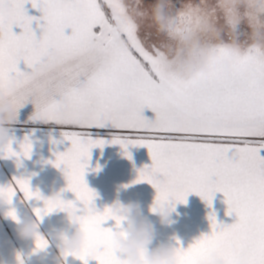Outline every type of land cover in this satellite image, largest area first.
Returning <instances> with one entry per match:
<instances>
[{
	"label": "snow or ice",
	"instance_id": "1",
	"mask_svg": "<svg viewBox=\"0 0 264 264\" xmlns=\"http://www.w3.org/2000/svg\"><path fill=\"white\" fill-rule=\"evenodd\" d=\"M105 3L111 15L98 0H0V97H7L14 123L18 110L30 103V122L62 127L71 147L54 152L55 159L46 163L63 171L67 183L61 192L75 197H44L19 176L0 186V200L11 205L20 194L43 201L33 209L37 219L56 211L74 215L85 243L70 255L81 264L90 259L122 264L111 246L113 234H122V218L109 207L95 208L96 193L84 176L92 148L119 144L131 159L129 146H143L152 163L139 169L132 183L153 186L151 211L161 204L174 210L189 194L211 207L214 194L221 192L227 214L237 217L223 225L210 213V234L187 248L175 247L177 264H212L213 257L223 264H264V49L221 46L206 73L174 77L159 66L154 35L120 26L121 3ZM26 4L42 15H27ZM34 20L39 36L31 27ZM14 27L22 31L17 34ZM93 42L98 46L90 48ZM21 62L25 70L18 66ZM144 109L154 118L144 116ZM102 130L108 131V140L97 135ZM12 144L10 137L0 157L15 158L19 166L21 158H30L32 142L25 135L19 151ZM6 215L17 219L14 208ZM109 220L117 231L102 227ZM47 247L48 241L37 234L33 251ZM17 261L24 264L19 254Z\"/></svg>",
	"mask_w": 264,
	"mask_h": 264
},
{
	"label": "crops",
	"instance_id": "2",
	"mask_svg": "<svg viewBox=\"0 0 264 264\" xmlns=\"http://www.w3.org/2000/svg\"><path fill=\"white\" fill-rule=\"evenodd\" d=\"M25 11L27 15L37 18L42 15L30 4L25 5ZM40 23L42 24L43 21ZM31 27L39 36L41 29L36 20L32 22ZM13 31L19 34L22 29L14 27ZM65 32L70 34L71 29H66ZM93 43L95 47L98 46L97 42ZM18 66L21 70H25L23 62ZM33 111L34 106L30 103L26 104L18 110V122L14 123L10 108V116L14 123L8 129L9 136L13 138L12 147L19 151V142L28 135L32 142V152L30 158H21L19 166L15 158L0 157V186L12 183L14 177L25 176L29 179L31 188L34 191L39 190L44 197L50 198L53 192H57L63 199L74 200L73 193L61 192L67 183L63 171L46 163L48 160L55 159L54 152L66 151L71 147V143L63 139L62 128L48 130L39 126L35 127V122L29 121ZM144 116L149 118V112L145 111ZM97 135L105 140L110 138L107 130H102ZM50 138L59 142L52 144ZM128 151L131 153V159L122 154L119 144L105 143L103 148H92L84 179L88 187L96 193L94 205L98 211H103L105 207L111 206L116 201L135 202L139 205L141 216L149 219L155 226L152 249L162 244L187 248L202 235L210 234L211 226L208 219L210 213L215 214L219 224L231 225L236 222L237 217L234 213L227 214L228 206L223 193L216 192L211 207L200 196L189 194L185 203L175 205L171 222L161 225L158 218L150 212L156 195L153 186L147 182L132 183L137 178L138 170L152 163L148 149L143 146H129ZM97 168L98 170H94ZM125 185L128 187H124ZM39 206H43V201L27 200L20 194L14 197L11 205L6 203L3 205V210L0 211V264H18V254L24 264H59L58 251L55 243H50L49 234L61 228L68 232H71V229L68 227L63 211H56L42 219H37L33 209ZM10 207L14 208L21 218L29 217L36 222L37 233L33 239L21 240L16 236V224L5 215ZM102 227L112 228L113 231L118 230L114 227V221L111 220L105 222ZM37 234L48 241V247L43 251L34 252V239ZM64 264H81V261L69 256L64 260ZM88 264H97V262L90 259Z\"/></svg>",
	"mask_w": 264,
	"mask_h": 264
},
{
	"label": "clouds",
	"instance_id": "3",
	"mask_svg": "<svg viewBox=\"0 0 264 264\" xmlns=\"http://www.w3.org/2000/svg\"><path fill=\"white\" fill-rule=\"evenodd\" d=\"M262 4H264V0H216V7L224 15L226 28L234 40L235 26L245 19V16L241 14V9L245 13L252 12L257 16H264ZM249 27L254 43L264 46V20L258 26L250 23ZM213 35L219 38L220 30H213ZM89 47L95 48V43H91ZM194 49L195 45L193 44L190 46L188 63L184 69L183 74L185 75L190 74L193 70L202 74L207 72V59L210 53L205 52L196 58ZM7 90L13 91L12 86L8 85ZM13 124L8 99L7 97H0V149L8 145L10 139L8 129ZM56 195L57 192L52 193V197ZM4 204L5 202L0 200V211L3 210ZM109 208L113 216L122 218L124 225L122 234L120 232L114 233L111 238V246L121 259L122 264H177L175 247L162 244L155 249L151 248L155 237V226L149 219L141 216L137 203L116 201ZM151 208L152 205L150 212L158 218L161 225H167L171 222L173 209L168 204L158 205L154 212L151 211ZM64 213L71 232L61 228L49 234L50 243H55L57 248L59 264H64L65 254H69L67 257L71 256V253L78 252L85 243V234L81 230L78 220L74 215H70L68 212ZM6 214L7 212H5ZM12 221L16 224L15 233L19 239L34 238L37 233V224L33 219L21 218L17 215V219ZM212 264H223V260L219 257H213Z\"/></svg>",
	"mask_w": 264,
	"mask_h": 264
},
{
	"label": "rangeland",
	"instance_id": "4",
	"mask_svg": "<svg viewBox=\"0 0 264 264\" xmlns=\"http://www.w3.org/2000/svg\"><path fill=\"white\" fill-rule=\"evenodd\" d=\"M101 1L105 2V0ZM170 1L176 2V0ZM178 1L184 3L187 8L181 7L179 13L172 11V13L161 14L162 0H113V2L121 3V10L118 13L120 26H135L141 35L148 31L154 35L155 43L158 45L159 66L165 73L174 77H185L193 72H199L193 70L188 75L183 74L188 63L190 46L193 44L196 58L205 52L210 53L207 64L221 46H228L239 51L247 47L264 49L261 44L254 43L249 27L250 23L258 26L264 20V16H257L252 12L245 13L241 9L245 19L235 26L234 40L226 28L224 15L216 7V0ZM166 7L169 8V6ZM213 30H220L219 38L213 35ZM145 111L149 112V119L154 118L155 114L150 109H144L143 115ZM34 126L48 130L62 128L54 122H35Z\"/></svg>",
	"mask_w": 264,
	"mask_h": 264
},
{
	"label": "trees",
	"instance_id": "5",
	"mask_svg": "<svg viewBox=\"0 0 264 264\" xmlns=\"http://www.w3.org/2000/svg\"><path fill=\"white\" fill-rule=\"evenodd\" d=\"M100 1V3L104 6V11L108 14V15H110L111 14V12H110V8H108L107 7V5L105 4V2L104 1H101V0H99ZM162 2H163V5H161V7H160V9H162V13L161 14H164V12L165 13H172V11H174V13H179L180 11H181V7H185L184 5V3H181V1H178L179 2V7H177V6H175V4H176V2L174 1V3H172V1H170V0H162ZM166 6H169V8L168 7H166ZM172 6V7H171ZM175 7V8H174ZM185 8H187V7H185ZM173 16V15H172ZM187 24V23H186ZM180 26H183L182 24H179Z\"/></svg>",
	"mask_w": 264,
	"mask_h": 264
}]
</instances>
